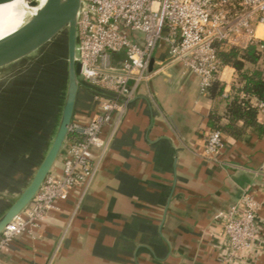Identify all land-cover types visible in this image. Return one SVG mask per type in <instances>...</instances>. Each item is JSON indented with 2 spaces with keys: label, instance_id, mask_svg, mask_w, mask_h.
I'll return each instance as SVG.
<instances>
[{
  "label": "crops",
  "instance_id": "crops-1",
  "mask_svg": "<svg viewBox=\"0 0 264 264\" xmlns=\"http://www.w3.org/2000/svg\"><path fill=\"white\" fill-rule=\"evenodd\" d=\"M167 56L160 43L150 68L157 74L102 130L105 146L91 151L90 185L71 190L39 229L15 238L0 254L2 264H223L214 245L221 230L212 222L246 189L263 200L264 134L226 137L220 161L207 160L209 117L215 108L222 115L226 104L203 96L198 78L181 66L162 69ZM234 78L226 66L219 79L225 93ZM95 109L83 92L74 124L86 126ZM246 261L264 264V245Z\"/></svg>",
  "mask_w": 264,
  "mask_h": 264
},
{
  "label": "built area",
  "instance_id": "built-area-1",
  "mask_svg": "<svg viewBox=\"0 0 264 264\" xmlns=\"http://www.w3.org/2000/svg\"><path fill=\"white\" fill-rule=\"evenodd\" d=\"M263 36L264 0H82L79 20L83 77L128 98L157 74L150 68L160 43L168 47L161 68L181 66L184 75L198 78L206 96L226 67L217 57L216 44L241 49L258 44L262 49ZM92 98L96 109L90 122L74 124L71 132L83 139L68 143L61 172L48 177L34 202L0 239V254L18 235L39 229L71 190L90 185L96 171L91 151L105 146L102 130L114 115L125 112L116 102ZM254 106L264 115L263 103ZM225 147L219 131L205 134L207 160L218 163ZM263 207L264 198L260 201L246 189L236 204L214 218L213 227L221 230L214 245L223 264H247L251 252L264 245Z\"/></svg>",
  "mask_w": 264,
  "mask_h": 264
},
{
  "label": "water",
  "instance_id": "water-1",
  "mask_svg": "<svg viewBox=\"0 0 264 264\" xmlns=\"http://www.w3.org/2000/svg\"><path fill=\"white\" fill-rule=\"evenodd\" d=\"M14 1L0 0V6ZM26 1L25 23L0 39V74L27 63L30 69H49L39 72L46 83L38 85L33 79L16 97L0 94V239L55 172L69 143L80 95L84 92L116 102L125 113L138 99L105 91L83 77L82 0ZM55 49L63 56L52 52ZM42 58L51 65L42 67Z\"/></svg>",
  "mask_w": 264,
  "mask_h": 264
},
{
  "label": "trees",
  "instance_id": "trees-1",
  "mask_svg": "<svg viewBox=\"0 0 264 264\" xmlns=\"http://www.w3.org/2000/svg\"><path fill=\"white\" fill-rule=\"evenodd\" d=\"M260 49L253 44L245 49L232 47L225 43L215 46L217 57L225 66L235 71L230 92L225 93V85L216 80L207 92V97L215 105L225 102L226 109L221 115L216 108L209 117V129L219 131L224 138L235 140L245 138L247 132L264 134V124L260 123V112L254 102L264 104V43ZM226 95V97H225ZM83 138L71 133L69 142Z\"/></svg>",
  "mask_w": 264,
  "mask_h": 264
},
{
  "label": "rangeland",
  "instance_id": "rangeland-1",
  "mask_svg": "<svg viewBox=\"0 0 264 264\" xmlns=\"http://www.w3.org/2000/svg\"><path fill=\"white\" fill-rule=\"evenodd\" d=\"M52 52H57V54H61L63 56L62 52L61 51L59 52V50L55 49V50H52ZM52 52L50 51V56H51ZM38 57H39V55L35 56V58H38ZM35 61L36 60H34V59L31 61H28V62H31V63H29V66ZM45 63H47L46 65H51L50 63H48V61L45 58H42L40 65H42V67H43L45 65ZM27 65H28V63H27ZM26 66L19 67V68L16 67V69L13 71L0 74V94H3L4 97H7V98H9L12 94L16 97L17 94H20V92H22V90L26 89L29 86L31 80H33V79L37 82L38 85L39 84L42 85V84L46 83V81H44V79L41 78V76L39 74V72L41 71V68H40V70L36 69V68L30 69V67H28V66L26 67ZM47 69H49V68H47ZM47 69L43 68L44 71H46ZM43 70L41 71V73L43 72ZM25 94H26V92H25ZM25 96L26 95H24V99H26ZM0 120L2 122V119H0ZM86 191H87V189H86ZM86 191L83 193V197L86 194ZM19 236H21V235H18L17 237H19Z\"/></svg>",
  "mask_w": 264,
  "mask_h": 264
},
{
  "label": "bare ground",
  "instance_id": "bare-ground-1",
  "mask_svg": "<svg viewBox=\"0 0 264 264\" xmlns=\"http://www.w3.org/2000/svg\"><path fill=\"white\" fill-rule=\"evenodd\" d=\"M28 15L26 0H16L0 6V39L19 29L25 23Z\"/></svg>",
  "mask_w": 264,
  "mask_h": 264
}]
</instances>
